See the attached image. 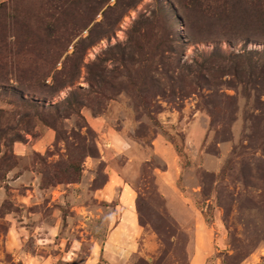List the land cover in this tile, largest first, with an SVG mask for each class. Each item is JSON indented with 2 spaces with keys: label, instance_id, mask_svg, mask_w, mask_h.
I'll list each match as a JSON object with an SVG mask.
<instances>
[{
  "label": "rangeland",
  "instance_id": "1",
  "mask_svg": "<svg viewBox=\"0 0 264 264\" xmlns=\"http://www.w3.org/2000/svg\"><path fill=\"white\" fill-rule=\"evenodd\" d=\"M229 1L0 2V264H86L122 205L126 264H264L263 25Z\"/></svg>",
  "mask_w": 264,
  "mask_h": 264
},
{
  "label": "crops",
  "instance_id": "2",
  "mask_svg": "<svg viewBox=\"0 0 264 264\" xmlns=\"http://www.w3.org/2000/svg\"><path fill=\"white\" fill-rule=\"evenodd\" d=\"M2 1L5 0H0V2ZM120 207L122 215L112 225L106 238L92 246L86 264H100V257L106 260V264H126L127 257L139 248L137 238L143 230L139 224L138 214L133 205H122ZM199 250L203 259L204 253L200 248Z\"/></svg>",
  "mask_w": 264,
  "mask_h": 264
},
{
  "label": "trees",
  "instance_id": "3",
  "mask_svg": "<svg viewBox=\"0 0 264 264\" xmlns=\"http://www.w3.org/2000/svg\"><path fill=\"white\" fill-rule=\"evenodd\" d=\"M245 0H230L228 2V5L230 6L228 9H230L229 11H226L227 13V17L231 16L234 18L238 17V13L240 12L242 15H249V8H245L244 2ZM248 1V0H246ZM251 2H255L257 7L259 8V12L258 15L260 14V18H259V22L263 25V32L258 34L260 37H264V0H251ZM245 13V14H244Z\"/></svg>",
  "mask_w": 264,
  "mask_h": 264
}]
</instances>
